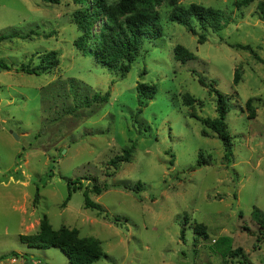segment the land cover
Listing matches in <instances>:
<instances>
[{
	"label": "rangeland",
	"instance_id": "374dc122",
	"mask_svg": "<svg viewBox=\"0 0 264 264\" xmlns=\"http://www.w3.org/2000/svg\"><path fill=\"white\" fill-rule=\"evenodd\" d=\"M236 1H178L227 18L219 32L200 31L192 22L197 35H205L202 44L168 20L171 9L162 3L156 8L161 37L142 42L121 78L74 47L80 34L71 19L77 8L71 0H0V64L11 68L0 70V264H69L58 249H32L19 241L20 235L38 231L43 216L53 229L74 228L81 237L99 240L106 257L94 264H264V243H256L258 226L251 214L254 207L264 212V64L230 47L249 45L264 60V20L257 10L264 0L240 9ZM176 45L195 58L176 61ZM50 51L59 59L52 72L15 70ZM236 69L241 79L234 85ZM199 78L230 97L228 160L217 136L190 116H217L216 96ZM67 79L79 85L77 99L107 94V101L72 112L71 94L64 99L45 93ZM139 83L156 88L143 107ZM185 95L198 103L184 105ZM251 98L256 116L248 119L245 102ZM126 148L133 150L131 160L111 175L108 161ZM199 154L204 163L197 166ZM76 179L80 189L64 207L67 182ZM137 182L144 188L137 194L121 187ZM93 184L107 189L97 195ZM85 190L103 213L84 207ZM114 217L120 221L113 223ZM197 224L205 227L207 239L196 241ZM224 237L245 257L222 258Z\"/></svg>",
	"mask_w": 264,
	"mask_h": 264
},
{
	"label": "trees",
	"instance_id": "16d2710c",
	"mask_svg": "<svg viewBox=\"0 0 264 264\" xmlns=\"http://www.w3.org/2000/svg\"><path fill=\"white\" fill-rule=\"evenodd\" d=\"M42 1L49 4H59L61 0ZM178 1L179 0H117L109 2V0H71V2L77 6V8L71 13V19L80 34L74 41L73 45L83 55L92 56L103 68L115 72L119 77L123 78L129 72L131 65L139 56L140 45L142 42H151L161 37L162 30L158 24L159 13L156 8L162 3H167L171 9L168 14V20L186 27L192 35L197 36L199 44L205 42V35L204 33L197 35L196 28L192 26V22L197 24L200 31L210 30L212 32H219L228 24L227 18L218 10L196 4H190L188 7H184L178 5ZM253 1L254 0L236 1L234 6L237 9H240L248 6ZM257 10L264 20L263 1L257 4ZM10 35L11 37H19L22 39L28 37V35ZM2 39H4V36L0 35V40ZM230 47L248 52L253 59L264 64V60H262L249 45L234 44ZM173 54L175 60L181 63L191 61L195 58L193 53L181 45H176L173 48ZM36 58V64L31 65L30 61V63L22 65L15 70L28 75H39L41 73H50L59 65L58 54L56 51H50L38 55ZM10 69L9 66L0 64V70L9 71ZM240 79V73L238 69H236L233 78L234 85H237ZM75 82L74 79H67L64 81L59 80L56 83L51 84L52 86H50L45 93H49L50 96L53 94H57V96L62 95L64 99L67 98L68 94H71L74 102L73 107H71L72 112H76L82 108H88L94 102L99 101L102 103L107 101V94L103 97H98L97 94H94L92 98L89 99V96L86 93V98L84 100L77 99L79 85H75ZM198 82L202 86H207L208 91L216 96L217 116L214 119L199 118L194 113H191L190 116L198 119L206 129L210 130L217 136L223 144L225 151L224 157L228 160V157L232 154V143L225 119L227 113L232 107L230 97L220 93L213 83H206L202 78H199ZM136 90L140 99L139 104L141 107L146 106L147 101L152 100L156 94L155 86L144 83H139L136 86ZM84 91L86 92V90ZM66 92L68 93L67 95ZM183 102L184 105L188 107H192L194 104L198 103V101L190 95H185ZM253 102L254 99L252 98L245 102L248 119H253L256 116ZM203 135L206 136L207 133L203 131ZM132 151V148L122 149L120 155H116L108 161L107 165L114 170L111 175L115 174L121 163H126L131 160ZM201 158L202 156L199 154L197 166L204 163ZM79 180L80 179H76V183L72 180L67 182L68 194L62 206L65 207L70 200L72 192L80 189V186L77 187ZM121 187L124 190L131 191L135 194L140 193L144 189L143 184L140 182H137L134 185L123 184ZM106 189V187L98 188L93 184L91 191L99 195ZM88 192L89 190H85L83 193L84 207L86 209L95 210L98 213H103L104 210L101 205L92 202L88 198ZM37 198L38 189L35 193V199ZM251 214L252 219L258 226L256 243L259 245L264 243V212L254 207ZM105 217L108 218V214H105ZM112 220L113 223H118L120 218L114 217ZM193 230L197 235L196 241H198V238L207 239V234L205 233L206 229L201 224H197ZM183 239L184 230H181L180 240L183 241ZM19 241L32 249H58L65 255L69 264H94L102 257H106L102 251L99 240L92 237H81L79 231L74 228L69 229L62 226L59 229H53L45 216L40 220L39 229L35 234L20 235ZM221 241L223 247H225V249L219 253L222 258L245 257L242 249L232 248L230 238L224 237ZM10 256L17 257L18 255L16 253H11Z\"/></svg>",
	"mask_w": 264,
	"mask_h": 264
}]
</instances>
